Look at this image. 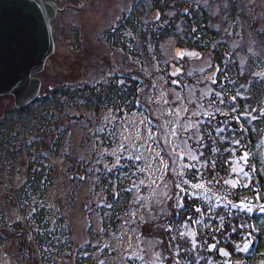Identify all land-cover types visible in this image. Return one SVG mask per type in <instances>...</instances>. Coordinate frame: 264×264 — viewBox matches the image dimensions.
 <instances>
[{"label":"trees","instance_id":"obj_1","mask_svg":"<svg viewBox=\"0 0 264 264\" xmlns=\"http://www.w3.org/2000/svg\"><path fill=\"white\" fill-rule=\"evenodd\" d=\"M195 1L134 0L131 12L125 15L123 20L125 29L132 32L134 39L126 41L121 34H112L108 35V40H113V46H118L122 50L126 44L130 43L132 46L130 53L133 58L143 53V57L149 60L148 49H150L153 52V59L158 64L160 62V66L163 67L159 46L167 39H172L179 49L196 50L210 57L213 71L219 69L224 73L220 76H217V73L215 75L214 80H218V82L213 86L217 90L225 88V86L232 88L233 84L238 87L245 79L248 80L241 93L247 98L236 102V107L242 114H247L250 107L258 108L264 105V82H261L258 77L238 74L241 68L238 59L239 51L229 48L230 38H228V34L222 33L226 20L222 21L221 29L217 32L215 28L217 19L212 14V3L208 2L206 6H203ZM63 2L72 6L78 3L76 0H63ZM229 6L230 9L226 11H223L222 8L220 15H226L230 22L236 21L238 17L235 16V6L231 1ZM169 11L173 13V16H167ZM155 13L157 17L154 16ZM147 14L151 15L150 20L153 23L143 22V17ZM222 18L225 19V17ZM178 24H180V28H178ZM54 25L53 35L56 39L58 24L54 23ZM253 26L258 29V26ZM259 36L258 39L261 40L264 48V30ZM247 58L248 60L243 66L246 73L249 69L254 73L264 72V53L260 54L258 50H253ZM225 66L229 69L227 72H224ZM163 69L162 73L167 75L169 73L168 65ZM71 74L69 75L71 76ZM62 75L64 76V74ZM225 77H230V81ZM142 78L144 79V77ZM64 80L65 82L50 87L43 86L44 82H42L40 96L27 108L16 111L13 106H9L0 111V174L3 168L14 167V162L21 159L20 165L23 168L24 178L19 186L12 184L7 195L4 196V203L0 202V256L6 246L14 247L15 261L18 264H55L51 255V258L47 260V250L51 253L55 251L56 256L61 257L66 264H95L93 254L98 248L95 244L100 239L108 240L110 232L115 233L120 227L121 220L123 221L130 212V202L133 197L131 187H133L132 180L135 177L131 175L134 169L133 160H123L121 165L109 173L104 171L101 164L91 166L83 161L75 160L74 162L72 159L71 169L68 172L70 176L72 174L74 176L79 171L85 180L90 171L96 169V171H92L91 185L103 193L101 203L105 204L104 207L98 206L95 211L101 230H95L94 226L89 228L86 232L87 242L85 245L72 237L71 229L68 226L66 229H63L61 225L53 226V229L50 228V221L44 217L43 213L36 218L37 224L33 227L31 225L27 227L28 224L23 225L21 222L9 224L3 219L4 206L9 205L18 209L24 215L26 212L24 206L31 204L34 200H42L44 194L53 186L54 174L47 162L49 159L61 155L65 137L72 132L71 121L83 120L80 116L78 118L74 116L75 112L82 113L80 111L84 110L93 116L110 110L116 111L118 116L137 113L142 88L137 77L134 78L128 74H114L113 77L101 82H94L92 85L84 80L77 82L75 78L71 81ZM166 80L169 81V76ZM249 87L252 89L251 93L247 92ZM233 94V92H229L227 95L230 98ZM222 111L227 112L229 109L224 107ZM219 119L218 117L216 122ZM241 123L248 131L244 132V146L237 151V156L247 151L250 163L260 171L264 165V120L257 118L256 121L242 120ZM229 127H237V125L230 124ZM212 158H215V154L209 157V159ZM109 168H112V165ZM217 173L219 176L225 175L219 167ZM76 178L71 177L70 179L73 191L83 183L79 181L74 184L73 181ZM253 189L259 191L260 202L264 203V175H256L255 183L249 189H235L237 196L230 198L234 203L239 202L240 199L256 203L254 200L256 190ZM34 216L36 217V214ZM44 218H46L45 221ZM171 219V217H163L162 220L159 218L158 222L150 223V228H146L144 224L140 225L143 236L168 243L169 236L164 234V229L158 228L157 225H163ZM175 219L179 221L180 217L177 216ZM240 223V220L229 221L226 219L223 231L215 233L217 241H213L209 236V243L218 242L217 249L224 248L229 252V260L232 264H264V214L259 212L249 214L243 221L247 226L244 231L233 233L231 227H239ZM218 225V219L209 220L206 225L199 226V232L206 236ZM253 229L255 234L252 241L254 243H251L249 250L247 252L237 251L235 246L239 245L243 248L246 241L242 237L247 236L248 231ZM168 246L175 253L174 244L169 243ZM163 249L164 244H159V253ZM217 249L211 253L205 249H197L188 255L173 256L172 259L178 260L179 264H188L190 260L195 261V264H223L216 252ZM180 251L183 254L184 249ZM37 253L40 255V260L37 258ZM163 254L168 255L167 252ZM135 264L140 263L136 262Z\"/></svg>","mask_w":264,"mask_h":264},{"label":"rangeland","instance_id":"obj_2","mask_svg":"<svg viewBox=\"0 0 264 264\" xmlns=\"http://www.w3.org/2000/svg\"><path fill=\"white\" fill-rule=\"evenodd\" d=\"M78 3L73 8L64 10L55 20L58 24V38L55 42V51L45 65V69L39 74L41 85L54 86L57 83L65 82L64 79L71 81L73 78L77 82L82 80L92 85L94 82H101L111 78L114 74L131 75L137 77L142 84L140 91V111L126 116H118L115 111H105L98 116L85 112L84 110L75 112L73 115L81 120H73L70 123L72 132L66 135L64 147L61 155L48 160V165L53 171L52 187L44 194L42 200H34L31 204L24 206V215L18 209L9 205L4 206L3 219L9 224L21 222L23 225L33 227L37 224L36 218L43 213L47 217L49 227L61 225L63 229L68 226L71 229L72 237L77 242L85 244L87 242V218L90 220L95 230L99 229V218L95 214L98 206H105L101 203L103 193L96 190L91 185L93 172L85 180L79 171L70 176L71 160L83 161L91 166L101 164L110 167L115 160L111 156L114 151L119 152L120 145L128 146V151L123 152V160L133 151L139 149L138 154L144 157V162L133 161L134 170L139 167L143 169L144 175L136 176L137 187L134 190V198L129 215L121 220L119 229L108 240H98L95 244L96 251L93 254L96 264H159L157 260L158 243L157 240L145 238L141 232L140 225L142 217L147 220L149 217L156 216L152 211L153 207L159 208L156 203L161 198L164 191L161 184L163 176L162 165L155 154L160 150L157 145H152L147 141L148 125L141 123L142 120L151 122L153 131H156L157 118L161 124H165L166 113L170 106L188 107L190 111H197L199 104H207L217 89L212 81L216 71L212 69V60L207 54L197 55L194 58H177L176 43L172 39H167L159 46L162 55V66L160 62L153 59V52L148 49L149 60L144 58L143 53L138 57H125L116 49H112L105 42V35L112 33L122 19L130 11V6L134 0H77ZM230 1L235 6L236 19L234 24L230 22L226 15L221 16L220 12L230 9ZM212 3V14L217 19L216 31L221 29L222 21L226 20L223 34H228L229 45L232 50H238L240 66L243 67L248 60V56L253 50L264 53L263 43L258 39L264 30V0H196L206 6ZM82 4V7H81ZM167 16H173L171 11ZM222 17H225L222 18ZM151 15L143 17V22L153 23ZM258 26V29L254 26ZM180 24H178V28ZM78 34L79 39L74 43V35ZM127 41L134 39L131 32L124 33ZM76 39V38H75ZM132 44V43H131ZM78 45L79 49H76ZM128 52L132 46H126ZM125 57V58H124ZM141 61H139V60ZM243 61V65H241ZM143 63L140 66V63ZM168 65L167 75L163 72L164 66ZM178 72V76L172 74ZM72 72V74H71ZM62 74H64V77ZM71 74V76L69 75ZM144 76V79L141 77ZM169 76V81L166 78ZM42 78V79H41ZM75 81V80H74ZM172 81H176L173 83ZM170 82V84L168 83ZM207 93L203 101H198V97ZM167 100L169 103L165 104ZM188 101L197 102L196 105ZM13 106L12 98L0 97V111ZM1 113V112H0ZM183 115V113H181ZM158 134V133H157ZM138 141H144L146 146L140 147ZM149 148L151 151H149ZM180 149H177L179 153ZM170 147L164 149L163 159L170 164L168 156ZM239 157V156H237ZM122 160V161H123ZM22 160H16L14 167L3 168L0 174V202L4 203L5 197L12 187V184L19 186L23 178V168L20 165ZM132 161V160H131ZM247 170V169H246ZM88 171V170H87ZM71 177L76 178L74 184L81 181L75 191L71 184ZM140 180L145 181L144 187L139 186ZM151 180H156L159 187L153 186V190H147ZM170 183V182H169ZM141 200L142 204L135 201ZM135 213V215H133ZM28 214V215H27ZM36 214V217L33 215ZM165 218L159 216L151 220L158 222ZM46 218H44L45 221ZM58 230V229H57ZM56 230V232H58ZM193 231V229H192ZM55 232V233H56ZM245 245V244H244ZM244 247V246H243ZM0 256V264H18L15 261L14 247L9 245L3 250ZM49 254V255H48ZM55 264H66L61 257L56 256V252L51 253L47 250L46 257ZM40 255L37 253V258Z\"/></svg>","mask_w":264,"mask_h":264},{"label":"snow or ice","instance_id":"obj_3","mask_svg":"<svg viewBox=\"0 0 264 264\" xmlns=\"http://www.w3.org/2000/svg\"><path fill=\"white\" fill-rule=\"evenodd\" d=\"M241 65H243V61H241ZM228 70V67L225 66L224 72ZM178 72L179 70L172 75L178 76ZM223 74L217 69V76ZM238 74L258 77L261 82H264V72L254 73L249 69L246 73L244 67H241ZM225 79L230 81V77H225ZM172 82L176 83V81ZM217 82L218 80H213L212 84L216 85ZM247 83L248 80L245 79L238 87L233 84L232 88L225 86V88L213 92L207 104H199L197 111H190L188 107L170 106L169 111L165 114L170 119H167L165 124H161L157 118L155 132L150 121L146 119L141 121L148 125L147 141L157 146L163 142L160 150L156 152L155 158H159L162 165L161 184L164 191L161 198L156 201L159 208L150 209L156 212V216L149 217L147 220L141 218L146 228H150V221L159 216L172 218L171 221L163 225H157L158 228H163L164 234L170 238L168 243L157 241L158 244H164L163 251L157 253L159 264H165V262L166 264H179L178 260L172 259L173 256L188 255L197 249H205L211 253L217 249L218 242L209 243L208 237L217 241L215 233L223 231L226 219L241 221L239 227H231V231L236 233L243 232L247 227L243 221L249 214L255 212L264 214V203L260 202L261 196L256 189H253L256 190L254 197L256 203L247 199H240L239 202L234 203L230 198L237 196L235 189H249L255 183L256 175H264V165L258 171L250 163L247 151L237 157V151L244 146V132L248 131L241 121H256L257 118L264 120V105L258 108L250 107L247 114H242L236 107L237 101L247 98L246 95H241ZM251 91L252 89L249 87L247 92L251 93ZM229 92L234 93L230 98L227 95ZM207 95V93L200 95L198 101H203ZM188 102L194 106L197 103ZM164 103L168 104L169 102L165 100ZM224 107H227L229 111H222ZM218 117L220 119L216 122ZM230 124L237 125V127H229ZM138 144L140 147L146 146L144 141H138ZM167 147H170L167 158L170 160V164L163 159L164 149ZM177 149H180L179 153ZM125 151H128V146L121 144L119 152L111 153L115 162L112 164V168L105 165L104 171L110 173L112 169L121 165ZM138 151L137 148V151H133L128 159L143 163L144 157L138 154ZM149 151H151L150 148ZM213 154H215V158L209 159ZM253 159L255 158L253 157ZM218 167L225 173L224 176L218 175ZM131 175H144L143 169L137 167L136 172ZM144 185L145 181L140 180L139 186L143 188ZM153 186L159 187L156 180H151L147 190L152 191ZM136 187L137 185L133 184V190ZM135 202L143 203L141 200ZM198 204L201 206H197ZM177 216L180 217L179 221L175 219ZM216 219L219 220V225L214 227L208 235L205 236L199 232V226L206 225L209 220L215 221ZM254 234V229L249 230L247 236L242 237L246 241L244 247L236 245V250L247 252L251 243H254L252 241ZM169 243L174 244L175 253L169 248ZM181 249H184L183 254ZM220 251L223 254V249ZM164 252H167L168 255L165 256ZM188 264H195V261L190 260Z\"/></svg>","mask_w":264,"mask_h":264},{"label":"water","instance_id":"obj_4","mask_svg":"<svg viewBox=\"0 0 264 264\" xmlns=\"http://www.w3.org/2000/svg\"><path fill=\"white\" fill-rule=\"evenodd\" d=\"M58 14L53 3L0 0V97L11 96L16 110L29 106L40 92L34 78L54 51L51 24ZM196 57V52H177ZM218 250L227 263L228 254Z\"/></svg>","mask_w":264,"mask_h":264}]
</instances>
